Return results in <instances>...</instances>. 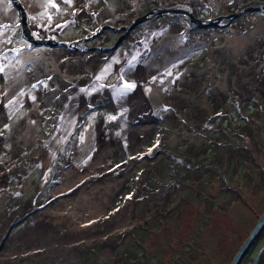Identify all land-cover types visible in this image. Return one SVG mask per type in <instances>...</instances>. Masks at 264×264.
<instances>
[{
	"label": "rangeland",
	"instance_id": "374dc122",
	"mask_svg": "<svg viewBox=\"0 0 264 264\" xmlns=\"http://www.w3.org/2000/svg\"><path fill=\"white\" fill-rule=\"evenodd\" d=\"M238 1L67 0L57 10L96 15H60L57 21L30 15L31 27L37 19L46 28L37 33L61 42L86 37L81 44L92 50L84 51L32 45L14 31L17 15H0V24L13 25L0 26V264L230 263L264 211V91L247 124L239 109L240 94L250 95L241 88L248 80L239 75V61L244 50L258 53L253 45L264 49V8L207 27L213 29L166 15L129 27L155 6L204 18L264 7V0ZM102 26L96 48L91 36ZM147 39L137 81L148 104L143 114L127 105L133 94L124 102L126 91L117 90L125 83L120 69ZM120 49L126 55L119 57ZM108 69L103 80L95 77ZM253 82L264 90L261 75ZM91 86L101 94L72 117L44 164L27 160L48 146L57 128L62 133L71 100ZM89 159L93 176L82 178L84 192L99 208L76 212L79 217L85 210L78 223H86L89 234L76 232L66 242L74 216L55 206L59 198L47 196L59 175L54 166L69 169ZM38 218L48 223L36 226ZM262 244L264 228L239 264H251ZM258 264H264V251Z\"/></svg>",
	"mask_w": 264,
	"mask_h": 264
},
{
	"label": "bare ground",
	"instance_id": "6f19581e",
	"mask_svg": "<svg viewBox=\"0 0 264 264\" xmlns=\"http://www.w3.org/2000/svg\"><path fill=\"white\" fill-rule=\"evenodd\" d=\"M67 0H64V2ZM61 2V3H64ZM60 3V4H61ZM60 15H52L54 21H57ZM65 16V15H64ZM33 27L35 30H40L39 32L46 29L45 27H40V24L37 19L32 22ZM50 29L54 30V25L50 24ZM151 33L147 34L148 36L152 35V30H149ZM148 31V32H149ZM149 39L145 40V42H139V45L134 48V50L130 53L129 58L126 62V65L123 66L120 69V73L123 76L124 85L117 90V94H120V89H123L126 91L125 94L122 95L124 102L127 99V96L129 94H133L134 96L129 97V101L127 102V105H133L134 108H139L140 112L143 114H147L148 112V104L145 99V97L142 95L139 86L137 84L138 79L142 78V71L140 70V52L143 46L148 43ZM126 55V50L120 49L118 51V56H124ZM115 60H113L114 63ZM111 62L110 59L106 60L105 66L108 65ZM108 66L104 67L103 69L107 68ZM111 69L104 70L101 74L98 73L95 77L99 78L100 80H103V78L108 74V72ZM101 75V76H100ZM129 85H132V87H128ZM102 90L98 86H91L88 90L86 88L82 91V95L80 97L74 96L71 100L70 104L68 105V114H71V116L66 115V117L61 121V126L63 127L62 133H60L59 129L57 128L55 133L49 137L48 139V146H42L41 148H38L37 150L33 151L32 154L28 157L27 160H35L38 163H43V161L49 156L57 147L59 141L65 136L66 133L71 129L72 124V117L74 118V115L76 116L78 112H80L84 107L86 108L89 102L93 101L95 96H98L101 94ZM107 92L109 90L107 89ZM137 106V107H136ZM132 117H135L132 115ZM108 152L107 150H104ZM102 153V150L100 154ZM90 161H86L84 163V166L81 165H70V168L64 169L60 165L54 166V174H59L56 178L55 182H53L50 190L48 191V198L53 201L56 198H59L55 202V206L60 207L61 209L68 210L70 212V215L74 216L73 220H71L72 224V230H68L65 237L63 239L69 240L73 234L76 232H79L80 235L88 236V227L85 225L86 223H78V221L82 220L79 217L85 216V210H83L81 213H79V217L77 216L76 212L79 209H84L87 205L91 206L92 209L95 211L99 208L98 203L91 199L88 192H84L85 185L82 181V178L88 179L93 176V171H89L90 165L87 164ZM100 160L95 162V164H99ZM97 166V165H96ZM93 168V167H92ZM67 170V171H65ZM98 180V179H96ZM93 182H97L94 181ZM99 182V181H98ZM95 185V183H94ZM79 192V193H78ZM87 193L88 195H86ZM93 210H88L90 214L93 212ZM88 212V213H89ZM36 226H42L43 224L48 223L44 220V218H38L36 221H34ZM78 226V227H76ZM60 238V237H59ZM68 262L70 259H73V256H69Z\"/></svg>",
	"mask_w": 264,
	"mask_h": 264
},
{
	"label": "flooded vegetation",
	"instance_id": "af4514ba",
	"mask_svg": "<svg viewBox=\"0 0 264 264\" xmlns=\"http://www.w3.org/2000/svg\"><path fill=\"white\" fill-rule=\"evenodd\" d=\"M50 1H52L51 4H50L49 0H0V15H17L18 16V23L16 25H14L15 27H13L14 31L20 32L21 35H24L28 39V42H30V44H32V43L35 44L33 41H31L29 39V37H32V38H35V39L41 41L40 43L36 44L37 46L53 47V46H57L58 44H63L68 48L69 47L72 48L73 51L92 50V48H89L90 46L86 47L85 45L81 44L83 41L85 42L86 37H84V36L79 37L77 39L64 40L61 42L58 39H53V38L48 37L47 34L37 33L35 31L34 27L33 26L31 27L29 25L28 20L30 19V15H96L95 13H89V12H78V13L60 12L59 10H57V8H59L60 3L64 2V0H57L56 2H53L54 0H50ZM215 2H217L218 4L229 5V4H232L234 2H239V1L238 0H215ZM43 3H44V5H43ZM49 5L51 7L50 9H49ZM44 6H46V7H44ZM42 7H43V9H42ZM155 7H157L158 9H168V10L163 12V14H162L163 16H154V17H152V19L164 17L166 15L170 18L175 19V20L176 19H184L188 22V24H190L191 28H196L194 26V24L189 23V21L184 16V15L192 14L191 11H183L184 9H180V8H166V7H158V6H155ZM155 7H154V13L157 12L156 11L157 8H155ZM54 9H56V11ZM173 9L174 10L177 9V10L173 11ZM149 10L150 9H146L145 11L147 12ZM230 12H232V11H230ZM221 13H227V12H223V10L221 9ZM213 15H215V14H213ZM213 15L210 17L214 18ZM218 15H220V14H218ZM193 16L195 18L198 17L201 19H207V20L210 19V18L200 17L197 15H193ZM234 19H232V20H234ZM222 21L223 20H220L219 22H222ZM31 23H32V21H31ZM224 23H226V22H224ZM2 24H4V26H5L4 28L13 26L11 21H7V20L2 21L0 26ZM217 27H220V26H217ZM207 29H213V28H207ZM216 29L221 30V29H225V28H216ZM99 30H100V28H99ZM102 33H103L102 31H99V33H96V31H94V33L91 37L95 36L92 39L96 38V43L93 46L99 45V41H100L99 37H100V34H102ZM48 41H50L52 44L48 43ZM253 46L258 48V50H257L258 53L256 54L255 50L250 49L253 51V53H252V51H249V53L247 54L246 50H244L241 53V59L239 61V64H240L239 75L242 79L246 78L248 80V81H246V83L242 84L241 88L248 89L250 92V95H248V96L240 94L239 109H242V111L244 112V113H240V117H241L243 122L246 121V124H247V122H249V117L252 116L255 112H257L258 103L256 101L258 100L259 96H261L258 91H260V90H261V92L264 91V90L258 88L257 83L253 82V80L255 78H257L259 75H261V77L264 78V61H263L264 49H261V46H257V45H253ZM145 48L146 47L143 46L141 51H143ZM175 63L176 62L172 63L170 66H173V65L175 66ZM247 63L249 66H248V68L247 67L245 68V65H247ZM253 71H254V73H253ZM251 105H254V106H251ZM249 109H252V110H249ZM211 127L213 128V125ZM249 140H251V139H248V141ZM247 142H246V140H244V141H241V143H240L244 149H245V147H247ZM246 178H247V176L244 175L242 177V179H243L242 182H245ZM235 197H237L238 200L243 201V198H242L243 195H241L240 193L236 194ZM246 205H249V204H246ZM248 207L250 208V206H248ZM257 221H258V219H257Z\"/></svg>",
	"mask_w": 264,
	"mask_h": 264
},
{
	"label": "water",
	"instance_id": "95a60500",
	"mask_svg": "<svg viewBox=\"0 0 264 264\" xmlns=\"http://www.w3.org/2000/svg\"><path fill=\"white\" fill-rule=\"evenodd\" d=\"M261 8L263 9L264 7H260V6L255 7L253 5H249V6L245 7L244 9H241L240 11H238L236 13H231L229 15H225V17H221V16L218 17L217 16V17H214V18H210L208 20L207 19H201V18H198V17L195 18L192 14H188V15H184V16L189 21V23H193L195 27H199V28L217 27V26L223 27L230 20L236 18L243 10L253 11V10H259ZM167 10L168 9H158L157 8V10H156L157 12L154 13V8L150 9L149 11L143 13L142 14L143 16L135 18L134 22L131 24V26L129 28L135 27L136 25H138L140 22L144 21L145 19H149V18L154 17V16H162L163 12H165ZM173 11H176V10L173 9ZM221 19H224L226 23L220 24L219 20H221ZM109 27H111V26H109ZM104 29H105V27L102 26L99 31H103ZM29 39L31 41H33L35 44L41 42L40 40H37V39L32 38V37H29ZM48 43L52 44L50 41H48ZM99 47L100 46H96V48H99ZM102 49L110 50L111 47L110 48L102 47ZM263 228H264V211L262 212V214L258 218V221L254 225V227L252 228L250 233L247 235L245 240L242 242L240 247L237 249V251L233 255V257H232V259H231L229 264H239L240 263V261L242 260L244 254L247 252V250L249 249V247L251 246L253 241L256 239V237L263 230ZM263 251H264V244H262V245H260L258 247L257 251L255 252V254H254V256H253V258L251 260V264H258V260H259V258H260V256H261Z\"/></svg>",
	"mask_w": 264,
	"mask_h": 264
},
{
	"label": "snow or ice",
	"instance_id": "6c2138e0",
	"mask_svg": "<svg viewBox=\"0 0 264 264\" xmlns=\"http://www.w3.org/2000/svg\"><path fill=\"white\" fill-rule=\"evenodd\" d=\"M128 87H132V85H129Z\"/></svg>",
	"mask_w": 264,
	"mask_h": 264
}]
</instances>
